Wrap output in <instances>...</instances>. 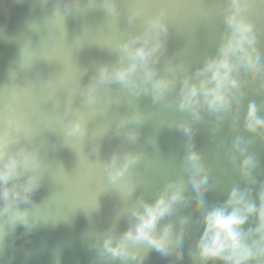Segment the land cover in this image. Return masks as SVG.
<instances>
[{"label": "water", "instance_id": "obj_1", "mask_svg": "<svg viewBox=\"0 0 264 264\" xmlns=\"http://www.w3.org/2000/svg\"><path fill=\"white\" fill-rule=\"evenodd\" d=\"M116 2L121 14L113 17L101 6L102 0H79V8L71 12L65 10L63 0H0V106L13 90L19 93L16 103L28 114L31 126L28 142L41 160L39 187L29 205L35 226L30 231L20 226L4 237L0 264H177L173 256H163L144 243L133 245L143 257L139 262L113 259L102 245L109 236L115 243L133 223L131 210H142V202L154 203L170 181L182 179L185 195H192L185 166L189 150L199 153L202 175L208 177L204 210L223 204L233 187L250 190L255 201L264 184V133H249L244 127L250 102L264 118V72L242 82L239 106L234 103L223 119L205 111L202 120L192 124L190 136L179 127L191 120L189 113L176 108L180 77L191 76L207 57L217 54L226 34L227 0ZM138 4L143 14L129 24L126 13ZM253 5L257 40L251 57L264 68V0H253ZM162 9L167 32L160 36L158 75L171 76L166 71L170 63L183 65L167 101L153 102L150 95L133 96L111 85L105 102L95 108L85 105L80 90L97 68L116 63L117 45L141 33L146 19ZM70 98L72 107L87 119L83 139L65 135L64 122L72 117L65 114ZM136 110L145 114L141 123L118 127ZM129 131L138 134L135 142L128 140ZM237 138L245 156L256 164L250 181L238 171L242 158L233 152ZM126 151L142 154L130 169L135 184L131 193L110 184L104 168L114 152L122 156ZM201 218L202 213L186 202L159 222L162 228L172 221L175 232L181 220L186 221L179 264H200L190 254L195 256L203 231Z\"/></svg>", "mask_w": 264, "mask_h": 264}, {"label": "clouds", "instance_id": "obj_2", "mask_svg": "<svg viewBox=\"0 0 264 264\" xmlns=\"http://www.w3.org/2000/svg\"><path fill=\"white\" fill-rule=\"evenodd\" d=\"M101 6L110 16L121 14L116 0H102ZM63 7L69 12L76 10L79 0H63ZM253 7V0H227L223 16L226 34L217 54L207 57L191 76L185 74L180 77L175 104L179 111L187 112L191 117L190 121L179 125L189 136L192 124L202 120V112L223 119L222 114L233 111L234 103L239 106L237 96L243 95L240 91L242 82L264 72V68L251 57L257 40ZM142 14L143 8L138 4L129 9L126 19L132 24ZM164 15L162 9L148 17L141 33L117 45L120 55L116 63L98 67L80 90L85 105L95 108L105 102L111 85H118L133 96L150 95L153 102L167 101L176 87V74L183 70V65L170 63L166 71L172 75H158L155 65L161 48L160 36L167 32ZM22 66L27 67V62ZM18 100L19 93L13 90L10 99L0 106V243L9 233L15 234L18 227L23 226L30 231L36 223L29 205H33L32 194L39 187L41 160L39 152L28 142L31 126L28 114L16 103ZM72 103L70 98L65 104V114L71 113L72 117L64 122V131L66 136L79 140L87 134V119L80 109L72 107ZM258 111L254 102L247 105L244 127L249 133H256L257 130L264 133V118L258 116ZM144 118L145 114L136 110L120 121L118 127L129 122L139 124ZM126 135L132 142L138 138L135 132L129 131ZM97 150L93 148V151ZM233 152L242 158L238 166L241 178L250 181L256 164L251 156H245L239 138L233 142ZM141 156L135 151H126L122 156L114 152L104 165L109 183L131 193L135 184L130 169ZM185 166L189 171L192 195H185L186 185L182 179L170 181L154 203L142 202V210H131L133 223L115 243L111 236L104 239V252L113 259L139 262L143 257L133 250V245L144 243L163 256H173L179 264L183 259L180 246L186 221L182 219V226L175 232L172 221L162 228L158 225L174 212L177 204L191 202L193 210L202 213L203 231L195 246V256L190 254V258L200 264H264V184L259 186L255 201L250 198V190L233 187L223 204L204 210L202 197L208 177L202 175L199 153L189 150Z\"/></svg>", "mask_w": 264, "mask_h": 264}]
</instances>
